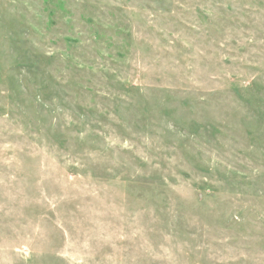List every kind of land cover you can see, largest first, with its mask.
Here are the masks:
<instances>
[{"label": "rangeland", "instance_id": "obj_1", "mask_svg": "<svg viewBox=\"0 0 264 264\" xmlns=\"http://www.w3.org/2000/svg\"><path fill=\"white\" fill-rule=\"evenodd\" d=\"M0 264H264V0H0Z\"/></svg>", "mask_w": 264, "mask_h": 264}]
</instances>
